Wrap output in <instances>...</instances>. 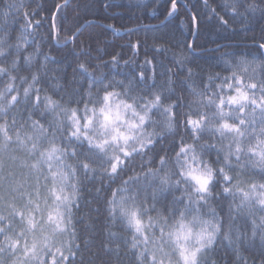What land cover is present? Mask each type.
<instances>
[{
    "label": "snow or ice",
    "instance_id": "snow-or-ice-1",
    "mask_svg": "<svg viewBox=\"0 0 264 264\" xmlns=\"http://www.w3.org/2000/svg\"><path fill=\"white\" fill-rule=\"evenodd\" d=\"M169 3L165 20L179 14ZM202 4L181 18L193 37L202 16L225 30V16L244 31L264 20V0H223L224 15ZM67 6L40 19V5L0 6V264H220L221 249L249 264L257 240L251 264H264V26L205 64L195 40L167 35L104 60L96 36L81 39L96 22L70 21ZM50 42L87 62L70 78L50 68Z\"/></svg>",
    "mask_w": 264,
    "mask_h": 264
},
{
    "label": "trees",
    "instance_id": "trees-1",
    "mask_svg": "<svg viewBox=\"0 0 264 264\" xmlns=\"http://www.w3.org/2000/svg\"><path fill=\"white\" fill-rule=\"evenodd\" d=\"M10 2V0H0V6L4 3ZM15 2V0H11ZM25 5L29 10L36 8L40 5V14L33 17V19H40L41 16L50 15L51 11H54V5L57 3H63V0H24ZM209 3L216 7L217 12L224 15V10L219 7L223 3V0H209ZM105 5H110L105 7ZM195 5V8L190 7ZM170 6L169 0H68V6L63 10L62 15H66L69 20H78L79 23H83L85 19L94 20L96 23L89 26L85 32V35L81 37L82 40L86 41L88 35H94L97 38L98 46L102 50L101 53L95 51L97 44H93L92 55H101V58L107 60L110 58L109 55L103 54H113L116 51H122L125 53L124 58L131 55L130 49L126 46L129 41L135 43L138 39L144 40L148 39V43H152L151 37L153 35L161 36H174L176 40H183L187 38L189 42L195 40L199 45V48L194 57L198 63L205 64L207 62H212V57L218 55L214 52L216 45H229V44H240L243 48L244 44H250V38L252 35L259 37L261 27L264 26V20H261L258 16L257 18L251 20L248 24V31H244L240 27V22H233L228 16L225 19L229 20L231 28L225 30L221 28L216 22L215 18L208 20L205 16L201 17V23L199 27V32L197 37L189 35L187 24L181 23V18L185 21L188 19L189 11H200L205 12L203 8L202 0H179L178 15L168 17L167 20L164 19L166 14V9ZM189 6V7H186ZM164 21L163 24L160 21ZM17 24L14 26L16 31L12 33L13 37L18 33L19 24L23 23V19L18 17ZM112 24L117 29H127L133 28L134 25L140 24L141 28L137 31L129 34L126 31L114 32L113 29L107 28L106 25ZM144 25L149 26V30L144 29ZM48 25L44 24L42 28L39 29L41 33L47 31ZM87 42V41H86ZM123 46V47H122ZM73 45L69 44L66 48L60 45H55L53 43H48L44 45L43 50L45 52H50V55L56 57L58 64H50V68L61 67L65 70V74L70 78L72 75L73 68L76 67L78 62H87L88 57L84 55H77L72 51ZM80 45H77V52L79 51ZM225 48L221 47L220 51H224ZM31 51V49H29ZM249 51L255 52V48H250ZM149 56L153 55L149 51ZM144 49L141 48V54L139 59L143 60ZM170 54L168 58L165 59L164 54H159L158 59L164 60L165 63L170 61ZM108 71V69H104ZM118 71H126V69L121 68ZM59 75V73H57ZM117 78H122L119 75ZM98 186V184L96 185ZM89 188L93 185L89 184ZM94 195V194H93ZM103 194H101L102 196ZM91 198V196H90ZM226 203L225 209L226 211ZM100 205H102V199L100 200ZM97 206V201L93 200V207ZM223 214V212L221 213ZM94 216H98L96 222V244H99L104 237L101 235V228L103 223V214L93 213ZM259 241L257 240L255 245H252L244 251V255L248 256L249 264H251V257L256 256L259 252ZM227 249H221L215 254V259H217L220 264H225V260L228 264H231L233 259L231 253L227 256L225 253Z\"/></svg>",
    "mask_w": 264,
    "mask_h": 264
}]
</instances>
